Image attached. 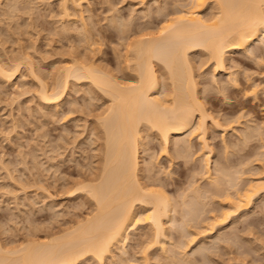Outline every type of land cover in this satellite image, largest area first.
Masks as SVG:
<instances>
[{"label":"bare ground","instance_id":"bare-ground-1","mask_svg":"<svg viewBox=\"0 0 264 264\" xmlns=\"http://www.w3.org/2000/svg\"><path fill=\"white\" fill-rule=\"evenodd\" d=\"M82 1L84 0H59V17L63 20L62 27L65 30L77 20H83ZM207 7H210V13L202 14ZM170 14L171 12L169 15L166 13L162 15L161 24L158 26L153 23L147 28L144 27L146 28L144 30L138 29L139 31L134 33L135 37L131 35L132 39H128V35L125 34L130 32L128 28L131 20H121V18L116 20L114 16H110L112 19L110 18L109 21L113 28L118 29L119 34L122 33L121 37L126 35L123 36L124 40L128 39L123 59L125 61L122 62L125 64L120 67V70L122 69L120 77L117 76L116 71L101 65L102 63L98 64V60L94 61L95 59L92 60L87 54H81L76 50L77 53L73 55L71 53L72 56L69 55L60 70L56 71L50 84L42 79V73L35 71L32 58L27 55L9 58L7 62L0 61L2 84H12L17 76H21L23 67L29 71L31 77L38 83L35 91L40 102L48 108V114L60 107L71 85L74 86L78 81H87L84 84L87 85L90 98H93L97 91L105 97L104 107L102 105V111L98 114L93 128L95 130L98 128V131H94L99 134L98 139L102 140L101 165L94 175L92 173L78 182L74 181L77 183L73 186L75 189H72V192L79 191L80 194L84 193L83 195L86 194L90 198L92 201L90 211L63 228L44 233L42 237L33 232L31 236L24 237V241L19 242L17 246L8 248L0 242V264H83L89 260L93 264L115 262L116 255L121 256L119 260L124 258L125 245L131 239V230L135 233L136 238L133 239L139 249H136V253H133L135 255H131L130 259L128 257L129 260L124 258V261L127 260L130 264H148L150 259H153L149 258L150 250L158 251L160 256H165L162 261L167 259L166 261L169 260L168 263L171 264L175 262L196 264V260H194L196 262L192 261L194 254L201 257V262L198 263L206 264L205 261L211 262L207 252L208 249H212V245L211 248L204 244L202 247L199 242V247L194 248V251L192 248L191 254L189 252L192 255L190 258L185 249L189 243L195 241L197 235L201 233L206 232L204 237H213L218 229L227 228L232 223L238 224L250 215L248 212L254 200L260 196L261 189L260 185L254 182L256 180L242 178L246 172H257L254 170L255 167L251 172L247 167L244 169V165L252 161L245 162L248 160L247 157L246 160L244 158L245 161L224 159L225 161H215L211 166L209 154L212 151L207 142L208 122L214 128H219L223 135L227 130H235L233 124L238 125L237 119L241 118L239 117L241 114L237 115L238 117L235 115L236 118L233 116V119L225 116L226 119L221 120L223 124L214 117L215 115L208 112L204 100L202 101L205 97L201 98L199 95L202 89L194 74L190 54L197 52L204 54L211 63L212 77L226 71V61L231 53L250 54L249 48L254 41L260 37L264 38V0H185L181 9L177 8L172 15ZM82 22H80V33L87 34L88 37L85 34L84 38L85 36L89 38L88 41L85 40L88 43L92 34L89 27ZM76 29L78 31V28ZM260 55L261 60L260 57L258 60L262 65L264 56ZM228 75L231 76L232 72ZM160 77H163L162 81ZM235 77L228 76V85L230 83L233 86L238 85ZM247 77L249 78L248 75ZM256 85L253 83L247 85L244 94L247 95L248 92L250 96L256 95ZM224 86L218 88L223 93L227 92L224 91ZM246 126L242 131L240 129L241 132L238 130L240 134H237L243 141L250 137L252 139L259 133L253 134L255 125ZM184 133H187V136L183 138L181 135ZM260 133L264 135L261 130ZM194 134L203 151L198 158L200 164H196L198 167H190L189 180L186 179L188 185L185 188L188 189L189 194L182 196L176 194L175 198L180 196L181 199L175 200L172 198L173 195L171 197L168 195L163 179H158L157 169L160 168H156V160L152 161L154 154H148L149 150L145 153L149 148L146 147L147 141L144 139L148 137L156 139L160 146L159 155L166 157L170 165L174 159H181L182 163L186 164L192 152L189 138ZM260 139L262 141L264 138ZM227 144H223L226 149L233 143L228 147ZM141 147L145 155L148 154L149 160L146 161L144 156L142 157L144 159L141 158ZM258 151L256 155H260L256 158L261 159V155L264 154V144L260 145ZM223 156L226 158L225 154ZM250 158L249 160L258 159ZM259 162L264 163L260 160ZM256 168L258 169V166ZM198 176L206 179L208 187H200L197 182ZM209 196L217 197L223 206L216 214L211 213L208 216L210 213L208 211L207 215L205 213L207 217H204L206 210L204 208L214 199L211 200ZM208 197L210 200L206 202ZM142 221H144L143 226H141ZM138 226L142 227L141 234L134 232ZM171 230L179 231L181 234L172 238ZM217 236L215 239L219 237ZM137 253L141 255L137 256ZM158 258L159 256L156 257Z\"/></svg>","mask_w":264,"mask_h":264},{"label":"rangeland","instance_id":"rangeland-1","mask_svg":"<svg viewBox=\"0 0 264 264\" xmlns=\"http://www.w3.org/2000/svg\"><path fill=\"white\" fill-rule=\"evenodd\" d=\"M180 1L84 0L81 2L82 21L84 22L77 20L73 23L75 26L71 24L70 28L68 27L65 30L62 27L63 20L59 17V0H0V61L7 62L9 58L13 59L21 57V55H27L30 59L32 58L31 61L35 71H38L39 74L42 73V79L50 84L62 64L74 53L80 52L81 54H87L92 60L95 59L94 61L98 60V64L102 63L101 65L116 71L117 73H115L120 77L122 76L120 67L122 68L125 64V62L123 64L122 62L125 61L123 59L125 58V47L128 39H132L136 31L144 30L153 23L157 26L160 25L162 15L165 13L169 15L170 12V15H172L175 9L182 8L185 0ZM163 8L164 10H162ZM210 11V7L204 8L202 14H208ZM110 16H114L116 20L118 18L131 20L129 21L132 25L130 23V28H128L130 32L125 31V34L129 37L126 39L127 41L123 39V36H126L125 34L121 37L122 33L119 34L118 29L113 28L111 21H109ZM80 22L85 23L91 31L90 34L92 35H88L92 42L89 40V44L87 43V39H89L86 38L87 34L85 33L84 38L85 34L80 33ZM76 28H78V31ZM249 51L252 53H231L229 55L230 61L229 59L226 61V71L215 74L214 77L210 72L211 63L208 62L204 54L198 52L190 54L194 74L199 87L202 89L199 95L201 98L205 97L202 98V101L204 100L208 112L213 116L215 115L214 117L221 123H223L222 119H226L225 116L228 119L230 117L233 119L241 114L239 116L241 118L237 119L240 124H233L235 130H227L223 135L219 128H214L209 124L210 122L207 123V142L212 151L209 154L211 166L215 161H238L248 158L247 161H244L254 162L247 163V166L244 165V169L247 167L250 172L255 170L257 174L251 172L252 175L246 172L244 174L246 177L242 175V178L254 179L256 180L254 182L261 187L260 196L254 200L251 210L248 212L250 215H247V220L245 219L246 221H239L238 224L232 223L234 225L228 228L232 225L229 224L228 229L226 227L218 229L219 231L215 233L219 237L215 233V235H212L213 237H204L206 232L201 233L202 235H197L195 241L190 242L185 248L188 254L189 252L191 254L194 248L199 247L200 243L202 247L203 244L210 248L212 245V249H208L207 252L209 253V255L207 254L209 259H211H208L211 261L209 263L212 264H264V189H262L264 188L262 186V183H264V163L259 162V160L264 161L262 159L264 154L261 155V159L260 157L256 158L260 155H256L261 150L258 151V148L261 144H264V139L262 141L260 139L264 138L262 137L264 135L260 133V130L264 133L262 131L264 130V63L261 65V55L259 56V54L264 56V38L260 37L254 41ZM259 57L260 60H258ZM262 60H264V57H262ZM227 72H230V74L232 72L234 77L237 76L235 78L239 87H241L240 89L236 87L238 85L233 86L231 83L228 85V76L230 78L232 75H228ZM246 79L249 81H246ZM160 80L162 81L163 77H160ZM244 80L247 83L249 82L250 85L252 83L257 84L256 95L251 94L250 96L248 92L247 95L244 94L247 85H249ZM85 81H78L75 82L74 86L71 85L72 87L60 107L56 111L49 112V114L48 108L40 102L36 94L38 83L31 77L25 67L21 69V76H17L12 84H2L0 81V242L8 248L17 246L22 240L24 241L25 238L31 236L33 232H35L33 234L42 237L46 232L63 228L75 219L80 218V216L86 215L91 209L92 201L90 198L86 194L83 195L84 193H81V195L79 191L74 190L72 192V189H75L73 186L78 180L86 178L92 173L93 175L95 172L97 173L98 167L101 165L102 140L98 139L99 134L95 132L98 131V128L97 130L93 128L96 125L98 114L102 111L101 107L105 97L95 89L97 91L96 95L90 98L87 85L84 84ZM221 85H227L224 86V91L227 90V92L223 93L222 90L218 89ZM243 85H245L244 89ZM246 123L249 126L251 124L252 127L255 125L253 134L259 133L252 139L250 137L248 140L243 141L238 138L237 134H240L244 129L243 127H247ZM184 134L181 137L187 136V133ZM259 136L261 137L259 138ZM189 139L192 152L190 151L191 155L188 157L187 165L184 162L182 163L181 159H174L173 165H170L166 157L159 155L160 146L156 139L149 137L144 139L148 142H146V147L149 149H147V152L142 151V147L140 149L141 158L144 156L146 161L149 160L148 154L155 155H152L154 157V159L152 157V161L155 162L154 160H156L155 165H158H156V168H160V170L157 169V177L163 179V183L165 182L167 186L168 195L170 197L173 195L172 198L175 200H178V198L180 200L182 194L187 195L189 192L185 188L188 185L186 179L189 177L190 167H198L197 165L200 164L198 158L203 153L195 134ZM226 143H228L227 147L230 143L233 144H230L229 148L226 149L223 145ZM148 150L150 153H148ZM144 152L148 154L145 155ZM249 158H256L257 161L255 159L249 160ZM182 164L183 166H181ZM199 177H197L199 179L197 182L200 187H208L206 179ZM176 194L180 196L175 198V196L177 197ZM209 197L206 198L207 200L203 199L208 202V200L214 198L209 201L208 207L204 208V210L208 209L205 210L204 217H207L208 211H210L208 216L211 213L216 214L223 206V203L217 197H210V199ZM141 224L143 226L144 221ZM141 226H138L134 231L136 234L137 232L139 234L143 232ZM189 230L193 231L194 229L189 228ZM131 231V239L125 245L126 254L124 258L127 259L128 257L130 259L131 255H135L133 253H136L137 248L139 249L133 239L136 238L135 233ZM220 232L222 233L220 234ZM180 234L179 231L171 230L170 236L175 238ZM216 236L217 239H215ZM213 241L218 242V244ZM150 251L149 258L155 259H150L148 264H171L168 263L169 260L166 261L167 259L166 262L162 261L165 256L161 255V257L160 253H157L158 251ZM138 254L136 255H141ZM158 256L161 258L160 261L159 258L156 259ZM191 256L190 258L194 257L193 262H201L199 255L194 254ZM115 257V262L110 261L111 263H109L106 261L105 264H130L127 260L124 261V258L119 260L121 256L116 257L117 259ZM205 262L209 264L208 261ZM177 263L175 262V264ZM83 264L93 263L89 260Z\"/></svg>","mask_w":264,"mask_h":264}]
</instances>
